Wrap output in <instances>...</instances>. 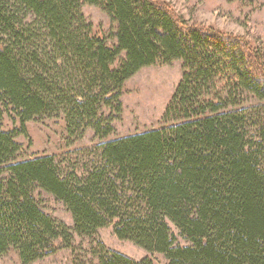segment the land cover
Returning a JSON list of instances; mask_svg holds the SVG:
<instances>
[{"label":"trees","instance_id":"16d2710c","mask_svg":"<svg viewBox=\"0 0 264 264\" xmlns=\"http://www.w3.org/2000/svg\"><path fill=\"white\" fill-rule=\"evenodd\" d=\"M84 4L110 19L114 46L93 32ZM174 61L182 77L165 125L109 140L125 83ZM238 94L260 104L243 108ZM5 114L20 130L0 129V256L14 250L34 264L57 240L70 250L73 235L90 240L111 226L168 264H264V50L188 25L159 0H0V124ZM62 115L69 137L91 130L101 141L85 174L63 175L50 156L16 160L27 123ZM37 191L62 203L72 229L41 209ZM90 256L150 264L100 242Z\"/></svg>","mask_w":264,"mask_h":264},{"label":"rangeland","instance_id":"374dc122","mask_svg":"<svg viewBox=\"0 0 264 264\" xmlns=\"http://www.w3.org/2000/svg\"><path fill=\"white\" fill-rule=\"evenodd\" d=\"M188 25L199 28H210L222 34L241 37L248 41L252 48L264 50V0H159ZM82 15L92 24L93 32L105 38L109 46L116 44L113 36L115 26L107 15L98 7L84 4ZM34 19L28 15L27 21ZM123 56V55H122ZM182 77V62L156 64L139 70L124 85L120 99L121 115L114 120L115 133L108 139L123 138L145 131L161 128L165 111ZM237 103L243 108H256L260 103L254 102L246 95H236ZM249 119L258 122L255 114L250 111ZM252 124V123H251ZM253 125V124H252ZM26 134L19 135L15 141L21 146L16 160H31L38 156L53 157L59 170L64 173L74 172L77 176L85 174L86 170L97 160V140L91 130L69 137L65 131L64 117L46 119L43 122L26 124ZM4 132L18 133L20 125L12 114H5L0 124ZM254 138L255 129L250 127ZM264 169V159L261 161ZM35 198L41 209L52 218L63 223L70 229L73 223L65 207L54 197L37 191ZM176 243L188 246L189 243L179 234L174 225L169 223ZM102 243L106 249L119 253L134 261L148 260L150 264H168L163 255L148 253L128 241H121L113 234L111 226L97 231L93 239L80 238L73 235L71 249L62 246L59 240L54 244L58 251L34 264H73L74 260H82L85 264H96L90 256L91 250H96V244ZM0 264H20L14 250L0 256Z\"/></svg>","mask_w":264,"mask_h":264}]
</instances>
